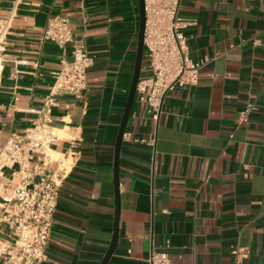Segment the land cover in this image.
I'll list each match as a JSON object with an SVG mask.
<instances>
[{
	"label": "crops",
	"instance_id": "crops-1",
	"mask_svg": "<svg viewBox=\"0 0 264 264\" xmlns=\"http://www.w3.org/2000/svg\"><path fill=\"white\" fill-rule=\"evenodd\" d=\"M68 15L94 60L83 98L60 96L53 151L68 175L44 264H100L114 234L115 147L134 73L138 0H0V152L34 126L71 48L44 39ZM197 86L177 89L156 122L135 99L120 151L119 235L109 264H264V0H182ZM145 60L141 77L148 75ZM256 105L248 122L247 104ZM56 130V133H57ZM58 135V134H57ZM59 136V135H58ZM2 170L0 244L14 190ZM0 256V264H3Z\"/></svg>",
	"mask_w": 264,
	"mask_h": 264
},
{
	"label": "built area",
	"instance_id": "built-area-1",
	"mask_svg": "<svg viewBox=\"0 0 264 264\" xmlns=\"http://www.w3.org/2000/svg\"><path fill=\"white\" fill-rule=\"evenodd\" d=\"M182 0H144L146 25L144 32V60L149 74L140 77L136 99L146 106L147 113L159 121L163 102L177 89L197 86L205 61L195 62L190 56L188 38L184 30L194 24L180 16ZM44 39L60 48L70 46V58L64 57L54 74L55 82L44 99L38 118L24 134H13L0 152V182L2 170L18 165L8 180L13 188L12 206L6 221L13 231L11 244H0L3 264H44L51 237L58 194L68 175L64 157L53 154L54 140L60 139L54 128L52 110L60 105L64 94L83 98L89 89L88 73L94 60L83 40L74 36L68 15L51 17L44 30ZM256 110L253 103L242 112L248 122ZM236 264L248 258L246 249L233 252ZM149 264H172L165 253L152 251Z\"/></svg>",
	"mask_w": 264,
	"mask_h": 264
},
{
	"label": "water",
	"instance_id": "water-1",
	"mask_svg": "<svg viewBox=\"0 0 264 264\" xmlns=\"http://www.w3.org/2000/svg\"><path fill=\"white\" fill-rule=\"evenodd\" d=\"M139 4V33H138V41H137V53H136V61L134 73L130 85V91L127 99L126 108L123 114L119 134L116 141L115 147V160H114V178H115V194H116V214H115V222H114V234L111 245L104 256L103 260L100 264H109V261L115 251L118 242L119 235V219H120V151L121 146L124 139V134L126 132L128 120L136 99V88L141 77L143 62H144V32L146 25V15H145V2L144 0H138Z\"/></svg>",
	"mask_w": 264,
	"mask_h": 264
},
{
	"label": "bare ground",
	"instance_id": "bare-ground-1",
	"mask_svg": "<svg viewBox=\"0 0 264 264\" xmlns=\"http://www.w3.org/2000/svg\"><path fill=\"white\" fill-rule=\"evenodd\" d=\"M56 130H57V129H56ZM56 130H55V131H56ZM57 134H58L60 137H62V136H63V133H62V131H61V130H59V129L57 130ZM53 154H54L55 156H56V155H58V156L60 155L59 153H56V152H53Z\"/></svg>",
	"mask_w": 264,
	"mask_h": 264
},
{
	"label": "rangeland",
	"instance_id": "rangeland-1",
	"mask_svg": "<svg viewBox=\"0 0 264 264\" xmlns=\"http://www.w3.org/2000/svg\"><path fill=\"white\" fill-rule=\"evenodd\" d=\"M145 63H146V61H145ZM64 136H65V135H63L62 137H64ZM54 157L57 158V157H59V156H58V155H56V156L54 155Z\"/></svg>",
	"mask_w": 264,
	"mask_h": 264
}]
</instances>
